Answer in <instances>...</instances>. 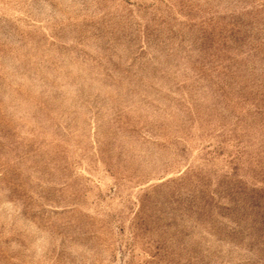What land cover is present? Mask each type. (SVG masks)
Segmentation results:
<instances>
[{
	"label": "rangeland",
	"instance_id": "374dc122",
	"mask_svg": "<svg viewBox=\"0 0 264 264\" xmlns=\"http://www.w3.org/2000/svg\"><path fill=\"white\" fill-rule=\"evenodd\" d=\"M0 264H264V0H0Z\"/></svg>",
	"mask_w": 264,
	"mask_h": 264
}]
</instances>
